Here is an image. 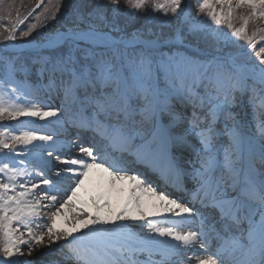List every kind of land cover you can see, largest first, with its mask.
Instances as JSON below:
<instances>
[{
	"label": "snow or ice",
	"instance_id": "snow-or-ice-1",
	"mask_svg": "<svg viewBox=\"0 0 264 264\" xmlns=\"http://www.w3.org/2000/svg\"><path fill=\"white\" fill-rule=\"evenodd\" d=\"M63 2L37 0L0 42ZM196 11L211 24L190 0H78L0 55V264L41 248L61 255L46 264H264V0ZM245 95L254 131L232 110Z\"/></svg>",
	"mask_w": 264,
	"mask_h": 264
},
{
	"label": "rangeland",
	"instance_id": "rangeland-1",
	"mask_svg": "<svg viewBox=\"0 0 264 264\" xmlns=\"http://www.w3.org/2000/svg\"><path fill=\"white\" fill-rule=\"evenodd\" d=\"M37 0H4L3 5H0V17H3V19H0V24H10L15 22L17 16L19 15L20 18H23L24 15L27 14V12L29 10H31L34 5L36 4ZM190 2L193 4L192 5V16L195 18L196 21H200L203 22L204 20H207L208 24H211V20L208 19L206 17V15L204 14H198L196 11L197 8V0H190ZM48 0H45V5H47ZM53 3H55V0H53ZM78 3V0H64L62 6H61V12H63L65 15L64 17H60L59 13H57L58 19L56 21H51V20H47L43 22V25H38L37 29L35 31H33L32 36L27 37V38H21L19 37L18 33L21 30H26V26L30 25L31 23H34V16L39 14L40 12L43 11V7L39 9H35V12L33 13L32 16H29L28 19L25 21V24L20 25V28L17 30V35H18V40L17 41H4V42H0V47H7L8 51H1L0 50V55H9V53L12 51V49H14L13 45L14 44H28L34 41V38L37 37V33H40L41 36L45 35V28H47V30L52 26V25H58L59 27H61V25L66 21L67 17L70 16L73 11L75 10V7ZM9 5H11V8H9ZM9 11L11 12V17L12 19L9 20L8 14ZM144 23V18L143 16L136 20L131 27H129L128 31L131 32L133 31L135 28L140 27L142 24ZM237 24H239V21H237ZM213 28H216L218 26L216 25H212ZM219 27H223V26H219ZM165 31H167V29L165 28ZM193 39V38H190ZM241 43H244L243 41H241ZM203 46V45H201ZM259 47V45H258ZM25 54H27V50L22 49ZM19 63V62H18ZM27 63L31 64L30 61H27ZM39 68V65H31V72H33L36 76V70ZM31 81V80H30ZM46 83V81H45ZM42 99V97H41ZM246 100V104L244 105L245 108H252L249 104H248V97H245ZM29 118H24L21 117L20 120L21 121H25L27 122ZM3 124H5L6 126H9L11 128H17L19 127V122L18 121H4L2 122ZM3 157L0 156V160H2ZM6 162V161H5ZM60 257L55 258L56 260H58Z\"/></svg>",
	"mask_w": 264,
	"mask_h": 264
},
{
	"label": "bare ground",
	"instance_id": "bare-ground-1",
	"mask_svg": "<svg viewBox=\"0 0 264 264\" xmlns=\"http://www.w3.org/2000/svg\"><path fill=\"white\" fill-rule=\"evenodd\" d=\"M56 28H59V26L58 25H52L48 29V31L51 32L53 29H56ZM21 45L22 44H14L13 47L16 48V47L21 46ZM22 46H23L22 49H25V50L28 51L31 48V46H32V42L28 43V44H23ZM29 79L34 84L40 82V78L38 76H36L33 72H31V74L29 76ZM41 97H42V99L44 98L43 96H41ZM245 97H246V95L239 97L236 106L232 110L234 112L238 113L240 118L243 121L248 122L251 125L252 130L254 131L255 130V124L252 121V108L248 109V108L244 107V105L246 104V100H247V99H245ZM52 103H55L58 106L59 100L56 99V98H53ZM39 123L42 124L43 122H39ZM136 170L137 171H145L147 173L146 176H145V179L147 181L153 183V186L157 187L158 191L159 190H166L168 188V187L167 188L164 187L163 182L160 181L158 179L157 175H155L154 173H152V172H150V171H148L146 169H141V168H137ZM53 171H55V169H53ZM66 186L67 185H65V187ZM83 231H86V230H83ZM77 235H79V234H77ZM57 257L61 258V255H60V253H59L57 248H54L51 253L47 249L41 248V249H37V251L33 254V257H30L29 259L33 260L34 264H42V262H44V264H46L47 261L56 260L55 258H57Z\"/></svg>",
	"mask_w": 264,
	"mask_h": 264
}]
</instances>
